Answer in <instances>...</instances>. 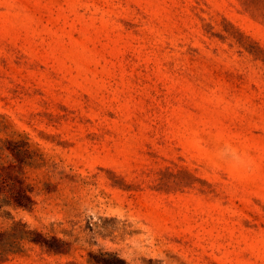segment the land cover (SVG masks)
Returning a JSON list of instances; mask_svg holds the SVG:
<instances>
[{
	"label": "rangeland",
	"instance_id": "374dc122",
	"mask_svg": "<svg viewBox=\"0 0 264 264\" xmlns=\"http://www.w3.org/2000/svg\"><path fill=\"white\" fill-rule=\"evenodd\" d=\"M4 139L0 264H264V0H0Z\"/></svg>",
	"mask_w": 264,
	"mask_h": 264
},
{
	"label": "trees",
	"instance_id": "16d2710c",
	"mask_svg": "<svg viewBox=\"0 0 264 264\" xmlns=\"http://www.w3.org/2000/svg\"><path fill=\"white\" fill-rule=\"evenodd\" d=\"M8 140H0V210L9 207L13 209H31L34 202L32 199L31 186L25 183L21 176V170L23 163L21 162L20 154L10 149L7 144ZM9 151L10 154H7ZM11 156V160L7 158ZM8 213V212H7ZM19 223H15L13 230L16 231V226ZM25 226V225H24ZM3 233H0V238ZM41 240H33L27 234L19 233L16 238L18 240L28 239L38 243L40 246L46 249L48 253H58L56 248H52L41 233L35 232ZM1 241V239H0ZM3 244L0 242L1 254H6L9 250L3 248Z\"/></svg>",
	"mask_w": 264,
	"mask_h": 264
}]
</instances>
